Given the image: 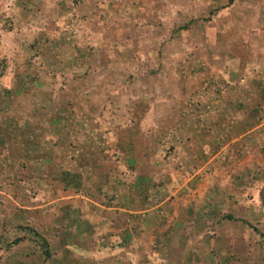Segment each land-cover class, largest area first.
<instances>
[{"label":"rangeland","instance_id":"rangeland-1","mask_svg":"<svg viewBox=\"0 0 264 264\" xmlns=\"http://www.w3.org/2000/svg\"><path fill=\"white\" fill-rule=\"evenodd\" d=\"M262 74L264 0H0V264H74L56 243L73 225L70 196L82 191L113 206L118 181L146 171H114L112 192L94 184L90 162H117L120 150H150L151 162L163 163L151 166L156 179L146 192L162 190V175L177 171L168 199L175 206L184 178L197 194L201 174L211 184L214 169L224 175V200L238 160L236 150L222 149L230 135L221 117L233 100L244 113ZM259 106L253 116L264 114ZM244 185L237 190L246 196ZM229 210L221 207L214 221L225 223L223 237L205 264H264V212L257 206L245 220L241 209L225 222ZM176 254L169 264L179 263ZM122 255L106 256L128 264L132 255Z\"/></svg>","mask_w":264,"mask_h":264},{"label":"crops","instance_id":"crops-1","mask_svg":"<svg viewBox=\"0 0 264 264\" xmlns=\"http://www.w3.org/2000/svg\"><path fill=\"white\" fill-rule=\"evenodd\" d=\"M263 78L264 74H262V83L256 89L258 97L259 93L264 95ZM254 79L252 80L256 83L255 80L257 79ZM258 97L244 100V113L241 110H235L237 107L236 100L229 102L227 104L230 107L227 110L228 115L225 113L221 117L222 129L228 132L226 137L230 135L229 146H224L222 149L229 152L236 150V155L237 150L241 151L240 159L235 155L238 161H235V165L229 168L227 177L231 181H229L231 190L229 191L230 194L228 191L223 192L224 195L226 194L224 200L218 197L219 192L222 193L219 190V185H221L224 175L221 172L217 174V170L214 169L213 173L216 174V177L212 176L213 182L211 184H208L209 181H205V177L208 178V175L206 173L201 174L203 181L202 184L199 183L196 186L199 188L197 194H189L185 190L194 185L190 182V178L187 177V180L184 178L181 183V190L183 191L180 197L181 205L175 206L174 202H170L168 199L171 197L169 194L171 195L173 190L176 191L178 188L177 171L174 174L173 171H170L162 175V190L158 191L151 188L150 192H146L147 184L153 183L156 179L151 174V166L156 168L163 163L161 165L152 163L150 150H144V154H139L135 152L136 150L131 149L120 150L122 155L118 156L117 162L107 159L103 161L100 168L98 165H93L92 161L90 162L88 170L95 179L93 180L94 184L99 183L112 192L117 177L114 171H126L122 177L128 175L127 171L133 169V166L135 170L146 167V171L144 170L143 174L138 175L135 174V171L130 172L133 179L131 183L122 182L124 178L118 181L117 190L114 191L116 196L115 198L112 197L113 201L116 202V205L114 203L113 206L102 205L100 200L86 196L82 194V191L70 196L71 211L69 215L72 218L70 224L73 225L69 226L68 231L64 229L60 232V236L57 235L56 243L61 248L60 250L67 249L72 252L73 254L70 253L69 257L72 256V260L76 261L73 262L74 264H120L116 260L110 261L108 259L106 255L110 251H114L120 256L126 252L130 253L132 259L129 258L128 264H169L168 257L173 251L177 252L176 256L179 255L180 257L181 263L178 260V264H205L215 260L216 257L213 252L216 249L219 250L218 242L223 237L221 225L225 224L214 222L218 218L221 207L230 209L231 214H227V216H230L231 219L225 222L235 220L238 213H241V209L242 212L244 211L241 215L245 220L253 218L257 206L260 212H264V114L253 116V113L257 114L258 112L251 111V108H256L258 105L264 108V98ZM254 101H259V103L254 104ZM240 105L242 104L239 103ZM234 110L238 113H234ZM145 123L143 121L144 125ZM218 130L221 131L220 128ZM242 142L244 146H242ZM238 143L241 145L239 148L237 147ZM183 154L186 156L188 153L184 151ZM214 155V158L218 157L220 152ZM173 165L175 162L170 161L169 166L173 167ZM198 165L201 166V170L208 168L205 162ZM120 172L119 174H121ZM241 172L240 176H236V173ZM253 175H255L254 179ZM143 179L144 182L142 183ZM241 179L245 182L244 187L249 189L246 196L237 190L241 186ZM238 200L244 205L240 206L236 203L239 202ZM94 204H97L98 207H94ZM80 208L83 209L80 211ZM61 213L60 215L64 216L63 212ZM262 216L261 218L264 219ZM204 218L212 220L210 226L205 227L199 222ZM111 219L121 221H118V224L114 226L110 224ZM207 228L209 230L214 229L212 234H206ZM243 230V235L246 237L249 232ZM230 235L232 239H238V235L234 236L232 233ZM113 241L116 244L109 247L108 245ZM246 250L248 251V249ZM209 253L210 259L207 258ZM239 263L241 264V262Z\"/></svg>","mask_w":264,"mask_h":264},{"label":"trees","instance_id":"trees-1","mask_svg":"<svg viewBox=\"0 0 264 264\" xmlns=\"http://www.w3.org/2000/svg\"><path fill=\"white\" fill-rule=\"evenodd\" d=\"M44 254L46 257H49V251L47 249L44 250Z\"/></svg>","mask_w":264,"mask_h":264}]
</instances>
